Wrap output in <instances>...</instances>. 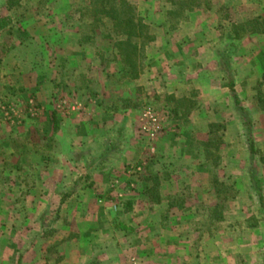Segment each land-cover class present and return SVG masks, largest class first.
Returning a JSON list of instances; mask_svg holds the SVG:
<instances>
[{"label":"rangeland","instance_id":"1","mask_svg":"<svg viewBox=\"0 0 264 264\" xmlns=\"http://www.w3.org/2000/svg\"><path fill=\"white\" fill-rule=\"evenodd\" d=\"M122 1L134 9L135 22L148 29L144 37L132 41L138 44L131 58L138 72L134 80L115 48L123 30L106 16L92 15L94 10L111 6L125 10ZM199 1L204 3L114 0L107 7L98 0H0V21L6 22L0 28L1 238L6 239L7 225L20 229L21 220L22 227H34L26 221L31 217L25 211L39 207L32 193L46 185L43 179H52L42 173L38 179H21L18 167L37 164L36 149L38 168H43L41 161L44 171L51 168L56 161L52 130L57 111L62 120L74 112L79 125L89 124L87 141L84 136L78 139L79 150L74 155L82 163L63 168L52 178L85 179V166L112 167L106 189L95 194L119 188L118 200L110 199L123 214L112 209L108 218L111 228L135 245L126 251L128 264H147L153 248L157 255L174 257L166 258L167 264H263L259 195L264 200V105L246 94L244 82L250 65L254 69L260 63L264 33L259 26L249 25L245 14L250 10L243 7V0H209L221 4L212 10H218L215 30L221 38L201 46L215 57L210 53L201 71L198 68L189 75L184 70L189 59L170 55V35L191 33V45L199 51V16L188 12L199 8ZM251 5L249 9L256 14L251 21L261 25L257 15L262 7ZM180 41L182 48L190 46ZM253 73L258 97L264 93V76L257 70ZM228 78L235 83L245 115L234 106L231 94L221 98ZM186 89L188 96L183 95ZM148 108L158 116L154 127L143 119ZM246 121L255 156L249 152ZM143 127L152 136L143 133ZM165 131L169 137L164 142L175 145L167 158L160 150L155 153ZM123 157L128 162L121 168ZM7 172L13 179H4ZM61 185L52 186L58 190ZM10 209L13 215L9 216ZM53 219L50 214L45 218L46 223ZM18 255L16 250L8 264Z\"/></svg>","mask_w":264,"mask_h":264},{"label":"crops","instance_id":"2","mask_svg":"<svg viewBox=\"0 0 264 264\" xmlns=\"http://www.w3.org/2000/svg\"><path fill=\"white\" fill-rule=\"evenodd\" d=\"M201 2L204 3H200L199 1V8L195 6L188 9L189 13L192 12L193 15L198 13L196 16H199V51L191 45V33L183 34L184 32H182L179 34L175 33L170 35L172 40V48L169 50L170 55L174 54V57H181L182 60L189 59L190 64L186 69H184L189 75L195 74L196 69L199 68L200 70L204 66L205 62L208 60L207 56L210 53L215 57V53L210 49H202L203 45L206 46V44L213 42L215 43L221 38L220 32L215 30L217 28V23H219V17H217L218 10L212 11L214 10L213 7H220L221 4H215L209 0H204ZM253 3H260V6L262 7L259 15L257 16H260L259 22L261 25H264V0H243V7L247 10H250L247 12V15L245 14V16L250 18L248 20L249 22H252L253 18L256 17V14L253 13L251 9H249L253 7V5H251ZM210 10L212 11L211 13L209 12ZM212 23L214 24V27H211ZM231 23L234 24L233 22H230L228 25ZM260 33L263 34L264 31L260 30ZM180 40H186V45L190 43V46H188V48H182L180 46L182 44ZM171 52L173 53L171 54ZM198 54L199 62L196 61ZM228 54L229 53H227V56ZM167 55L169 54L167 53ZM259 57L260 63L258 67H254L253 69V65H250V69H248V78L244 82L245 88H247L246 94H249L252 98H254L256 104V83L255 81L254 83L252 82V74L250 75V72L253 73V70H257L261 76H264V50L261 51ZM217 74L221 77V70H219ZM254 75H257V73H253V76ZM36 86L37 85H34L33 87L36 88ZM225 86L226 85L223 84L220 90L221 98L225 97V99H227L228 95L230 97V91ZM186 90L187 91L183 92L184 96H188L187 92L189 91L188 89ZM236 90L237 88L235 87L234 83L235 94ZM260 96H262L264 99V93L260 94ZM57 112L56 120L58 123V129L53 133V136H55L53 157L56 161L52 163L51 168L44 171L43 161L40 163V166L43 168H38L37 165L40 162L38 161L39 156L38 154H34V158L36 160L35 162H37V164L35 163L30 167L26 166L25 163L20 164L21 166L18 167L17 172L21 179L22 177L26 178V176H28V178L38 179L42 173V175L45 174V176L49 175L52 180L48 182L47 179H43L46 185H41V188H37L36 191L32 193V195L35 196V201H38L39 207H35L34 209L28 208L29 210L25 211V213L30 214L31 217L30 221H26L30 226L34 225V227H31V230H28V227L26 226L22 227L21 220L20 229H17V227H14L10 224L7 225L5 232L6 239L1 238L0 235V263L8 264L10 257L13 256L14 252L17 250L20 251V255H18L17 259L15 258L16 260L14 259L15 262L12 264H18V261H20L19 264H128L130 257L127 256L126 251L135 245L133 243L130 244L127 238L125 239L123 235L118 233L114 228H111L110 221L112 219L110 220L108 218L109 211L115 209V205H117H111L112 200L110 198H113L114 201L118 200L117 198L120 193L119 188H117L116 191L114 188H112V190L108 189L107 191L103 190V197L101 193L100 195L98 194V196L95 194L97 190L105 188V185L109 182L108 177L110 178L112 176V167L108 166L107 168L106 165L103 166L101 163L93 165V168H91L89 165L85 166L84 173L87 176L85 179H63V176L61 179L52 178L54 175L59 174L63 168L69 167L73 164L77 167L82 163L76 160L77 165L75 164L76 161L74 155L77 150H79V145L77 142L78 139L80 141L81 137L83 136L84 141H87L85 135L89 136V124H87V126H84L83 124L79 125L78 123L80 120H76V113L73 112L70 116L67 115V117L65 116V119L63 118L62 120L60 118L59 111ZM213 112L214 111H212V114ZM167 134V131H165V134L161 136L162 139L159 140V148L157 147L155 150V153L157 154L162 151L163 156L166 158L173 146L172 144L164 142L166 141L167 137H169ZM174 147L175 145L173 148ZM65 149H67V152H65ZM173 151L175 152L177 150L173 149ZM179 152L181 151L179 150ZM78 154L80 155V153ZM178 156L180 157V155ZM124 159L125 157L121 158V168H123V166L128 162L126 161L124 163ZM79 160L83 159L80 158ZM0 164V169H2L4 163H1V160ZM11 172H7L4 179H13L10 177L12 176ZM116 172L118 173V171ZM79 176L80 175H78V177ZM79 180L80 182H78L76 186V181ZM58 182H61L62 184L60 186L61 190H57V188L55 189L52 186ZM81 182L85 184L87 183V185H82L81 187ZM64 194H70V197L61 202ZM101 197L102 199H100ZM0 209L2 210L3 207H0ZM10 211L7 210L9 216L13 215V210L10 209ZM112 212H115L120 216L123 214L121 213L120 208H116ZM49 214L53 216L54 219L51 222L46 223L45 218H47ZM12 221L14 222L15 219ZM26 221L23 220L24 223ZM15 237H18V240ZM138 242L139 241L137 240L136 249H138L139 246ZM151 246L152 245H148V248H151ZM1 249L3 250L1 251ZM153 249H150V252L148 251L147 264H167L168 259L174 258L168 257L165 254L157 255L155 248ZM138 254L140 256L136 258H139L138 262H140L142 255L141 253ZM178 259L181 261V258Z\"/></svg>","mask_w":264,"mask_h":264},{"label":"trees","instance_id":"3","mask_svg":"<svg viewBox=\"0 0 264 264\" xmlns=\"http://www.w3.org/2000/svg\"><path fill=\"white\" fill-rule=\"evenodd\" d=\"M98 1L103 2L105 4V6H107V7L111 4L109 2H114V0H98ZM121 5L123 6V8L125 10H115L113 8V6H111L107 9L105 8L104 10H101V11L94 10V13L92 15H93V17L97 16L98 14L106 16L110 20L114 21V23H115L114 26H116L117 29H119V27H120V29L123 30L124 33H122V35H121V36H123V38L119 39V42L115 48L118 50L119 56H121V58H123V61H122L123 64H126L125 66H129V69L132 71V73L129 75L134 80L138 77L137 76L138 72L136 71V67H135V63H134L135 61L131 60V58L133 56H135L134 50H136L138 44H137V46H135V45H133L134 43L132 41L135 37H137L138 39H140V37L141 38L144 37V35H142V33L144 34V32H147L148 29L141 22H135L136 16L134 14V9H132L130 6H128L127 3L124 1L121 2ZM172 15H173L172 13L167 14V16H169V17H171ZM119 18H121V20H119ZM5 24H6V22L0 21V28L4 29L6 26ZM249 25H251V26L254 25L253 27L259 26L261 31H264V27H262V25H260L257 21L251 22ZM135 30L137 32H135ZM253 32H255V31L253 30ZM233 37L236 38V36L234 35V31H233ZM149 41L151 42L152 38ZM225 87L230 91L234 106L238 109L239 112H241L243 115H245L244 109L242 107H239L240 103H239L238 98L234 92V83L230 78L227 79V84ZM257 99H258L257 101L260 105H264V99L262 98V96H260V93L258 94ZM179 103H182V102H179ZM171 112H173V114H175L176 109H173ZM169 114L171 115L170 111H169ZM244 123H245V127L247 128V131L249 133V136H248L249 152L251 155L255 156V155H257V150L255 151V149H254V140H253V137L251 134V126H250V123L248 121H246ZM57 129H58V123L55 121L52 132L54 133ZM33 154H36V150L33 151ZM250 179H252V178H250ZM68 197H70V194H64L62 199H61V202L65 201ZM259 203H260V211L262 214V219L264 220V200H263V197L261 195H259ZM216 219L218 220V216L216 217ZM19 262L20 261H18V264H19ZM263 264H264V259H263Z\"/></svg>","mask_w":264,"mask_h":264},{"label":"built area","instance_id":"4","mask_svg":"<svg viewBox=\"0 0 264 264\" xmlns=\"http://www.w3.org/2000/svg\"><path fill=\"white\" fill-rule=\"evenodd\" d=\"M143 119H145L146 123H150L152 125V127H154L156 124H158V116L156 115V113H154L151 109H146L144 111V115H143ZM143 133H147L149 134V136H152V133H150L146 128H142L141 129ZM155 133V132H154Z\"/></svg>","mask_w":264,"mask_h":264}]
</instances>
